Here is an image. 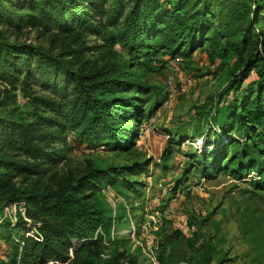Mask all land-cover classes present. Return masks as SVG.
Segmentation results:
<instances>
[{
    "label": "trees",
    "instance_id": "1",
    "mask_svg": "<svg viewBox=\"0 0 264 264\" xmlns=\"http://www.w3.org/2000/svg\"><path fill=\"white\" fill-rule=\"evenodd\" d=\"M106 7V18L97 19ZM0 23L19 33L36 29L40 35L56 31L63 34L90 32L114 45L122 43L133 56L163 52L171 56H190L209 44L216 60L226 63L235 58L238 65L228 84L211 99L209 128L221 138L230 130L245 140L241 149L223 164L233 144L211 150L199 165L203 178L214 172L229 173L236 180L250 178L249 184L264 191V3L254 0H0ZM211 36L208 37V34ZM77 51H63L52 57L31 45L0 42V110L13 104L21 92L31 112L29 121L6 119L0 115V210L16 203L33 205L47 222L38 227L40 240L22 236L10 242L13 249L0 264H97L78 252L90 250L96 242L88 235L103 221L85 204L88 192L100 177H110V169L94 170L65 182L56 191L38 193L16 188L14 180L41 173L39 164L56 165L62 158L48 149L53 134L78 131L81 138L115 150L129 149L144 119L148 87L126 73L101 68L88 71ZM254 73L256 78L246 84ZM230 99V100H229ZM152 112L149 110V113ZM169 138V137H168ZM4 147V149H3ZM12 150L8 155L6 150ZM24 158V160H22ZM32 162V163H30ZM251 173L256 177L251 178ZM10 224V223H8ZM3 223H0V226ZM12 227L27 225L19 217ZM168 237H166L167 239ZM169 243V241H167ZM167 245H161L165 248ZM75 248L71 260L68 251ZM122 255L103 264H120Z\"/></svg>",
    "mask_w": 264,
    "mask_h": 264
},
{
    "label": "rangeland",
    "instance_id": "2",
    "mask_svg": "<svg viewBox=\"0 0 264 264\" xmlns=\"http://www.w3.org/2000/svg\"><path fill=\"white\" fill-rule=\"evenodd\" d=\"M105 9L99 8L97 19L104 21ZM0 42L31 45L52 57L77 51L89 72L114 69L149 89L147 95L138 93L145 99L144 119L122 124L138 126L129 149L87 141L76 130L50 129L54 140L48 142V149L62 161L40 163L41 173L13 182L27 192L50 193L65 182L75 184L91 171L110 169L111 178L100 177L84 193L88 195L85 204L98 213L103 224L88 235L87 240L96 245L78 252L79 260L103 264L122 255L120 264H153V260L156 264H264V191L251 186L250 178L236 180L228 172L216 171L206 179L199 169L202 154L217 153L221 145L232 143L224 151V164L245 142L233 129L221 138L213 129L208 132L211 99L230 81L238 65L235 58L226 63L216 60L206 43L190 56L161 51L147 60L131 55L120 42L111 45L90 32L40 35L36 29H24L16 33L2 23ZM255 78L252 73L246 84ZM30 112L17 91L13 104L0 110V115L29 121ZM25 204L30 217L25 220L27 225L16 229L10 224L17 221L6 218L1 222L0 257L5 261L13 253V237L18 240L27 232L29 238L40 240L41 221H52ZM74 250L68 251L71 260Z\"/></svg>",
    "mask_w": 264,
    "mask_h": 264
},
{
    "label": "built area",
    "instance_id": "3",
    "mask_svg": "<svg viewBox=\"0 0 264 264\" xmlns=\"http://www.w3.org/2000/svg\"><path fill=\"white\" fill-rule=\"evenodd\" d=\"M20 215L24 220L27 221L25 218V211L23 204H12L10 206L4 207L2 210V213H0V223L6 219L9 218L12 223L17 221V217ZM153 264H156L153 260Z\"/></svg>",
    "mask_w": 264,
    "mask_h": 264
}]
</instances>
